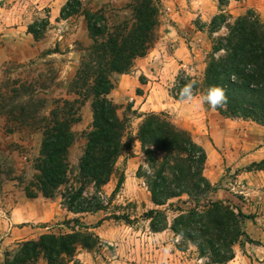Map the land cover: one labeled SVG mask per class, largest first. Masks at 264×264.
Returning a JSON list of instances; mask_svg holds the SVG:
<instances>
[{"label": "trees", "instance_id": "trees-1", "mask_svg": "<svg viewBox=\"0 0 264 264\" xmlns=\"http://www.w3.org/2000/svg\"><path fill=\"white\" fill-rule=\"evenodd\" d=\"M81 10L93 45L70 83L69 95L75 99L57 101L48 116L38 118L37 106L21 107L18 116L24 123L31 119L42 132L40 154L32 165L34 174L29 181L18 180L24 184L26 198L60 197L62 206L76 215L106 211L124 185L122 173L112 196L107 198L103 193L117 172L119 159L135 143L128 119L120 116L121 107L109 96L115 89L114 75L129 74L136 60L154 48L163 14L161 0H132L123 7L109 3L97 10L83 8L82 0H69L61 18L72 17ZM49 24V20L34 22L29 32L41 39ZM222 30L224 34L212 38L203 77L181 72L172 97L181 100V88L193 80L197 95L219 85L226 90L228 102L215 111L226 119L264 126V21L254 9L239 16L220 10L212 19L210 36ZM88 101L93 121L84 134L85 146L74 169L70 161L71 149L77 142L73 127L81 120L79 109ZM138 118L143 119L135 139L144 162L136 176L143 181L154 206L143 215L151 231L162 233L170 227L175 236L196 246L211 264L232 261L237 244L243 251L246 243L259 245L245 228L252 216L229 203L211 199L220 187L205 176L207 153L192 133L164 114L148 113ZM244 171H264V161L253 163ZM170 212L175 214L171 223ZM114 219L130 222L125 215ZM101 224L102 220L96 225ZM65 225L70 232L44 234L39 239L17 243L4 254L1 264H39L41 260L46 264H69L79 251L96 246L98 237L80 219L66 221Z\"/></svg>", "mask_w": 264, "mask_h": 264}, {"label": "crops", "instance_id": "crops-1", "mask_svg": "<svg viewBox=\"0 0 264 264\" xmlns=\"http://www.w3.org/2000/svg\"><path fill=\"white\" fill-rule=\"evenodd\" d=\"M131 0H83L84 8L92 10L100 9L103 5L112 3L117 7H123ZM163 2V0H161ZM235 5H242L236 11H246L248 9L259 10L258 0H233ZM68 0L59 1L50 6V16L48 17V30L41 39H36L29 32V26L38 19L29 20L22 13L17 12V6H7L0 8V105L3 99L12 95L14 92L18 95L17 102L41 103L36 115L39 117L48 116L54 109L56 102L62 99L74 100V95H69L70 83L79 70L82 57L92 47L93 41L88 31L87 20L81 11L67 19L61 18V11ZM60 3V4H59ZM167 2L164 5H168ZM173 6H179L181 11L189 17H199L207 21L210 17L218 14V0H170ZM232 5V3H230ZM169 7V6H168ZM184 7L186 10L184 11ZM235 12V11H234ZM230 10L231 14H235ZM181 20V17H178ZM198 35L207 43L206 33L198 30ZM181 41V40H180ZM210 42L207 43L209 48ZM180 53V50H178ZM181 51V55H183ZM178 56V55H177ZM159 50L154 49L144 58L137 59L134 66V72L131 75H114L116 79L115 89L110 94V98L117 104L126 99L131 101L135 98V90L143 85L141 77L146 78L149 88L152 87V93L159 89L160 83L154 80L166 78L168 68L161 69V62L158 61ZM185 57V56H183ZM179 59H182L179 58ZM184 64H178V70L184 67ZM178 71L174 73L177 75ZM163 74V75H162ZM152 79H154L152 81ZM22 89L28 90L27 94ZM152 96V95H151ZM180 103V101H178ZM148 105H142L145 108ZM84 121L80 126L81 130L86 127L91 128L93 114L91 102L88 101L82 108ZM16 112L6 113L0 110V159L7 160L10 166L13 164H29L39 157L42 145V132L31 123L23 122ZM184 128L192 132L198 142L204 147L207 153V163L205 172L209 171L207 177L213 185L224 182L223 173H218L217 168H221L223 158L221 152L224 148L236 150L235 142L226 139L227 137L240 136L246 158L244 161L251 165L264 161V126L254 122L243 120L226 119L216 111L195 110L185 118ZM89 128V129H90ZM241 129V130H240ZM233 143V142H232ZM4 150H7L4 152ZM26 150V152H22ZM82 154V153H81ZM248 159V162L247 160ZM239 178L246 179L245 182L235 181L234 189L229 191L218 190L211 194L214 201L229 203L235 208L241 210L243 214L250 215L253 219L245 223L246 231L249 236L260 241L261 245L254 246L246 243L245 251L235 250V258L227 264H264V171L246 172ZM241 183H243L241 185ZM47 199L38 197L37 199H28L22 201V207L19 205L12 213L10 225L19 226L24 223L33 222L34 216L24 215V211L40 208L41 203L49 208L50 213L35 220L55 221L59 226H63L66 221L80 219L88 221L95 218L98 213L76 215L68 212L62 203L55 204L46 202ZM27 208H26V207ZM0 220V229H3L7 223ZM8 227V224H7ZM15 227L12 236L15 237ZM90 232L95 229H89ZM160 234V233H158ZM16 239V238H13ZM30 239H38V236H31Z\"/></svg>", "mask_w": 264, "mask_h": 264}, {"label": "rangeland", "instance_id": "rangeland-1", "mask_svg": "<svg viewBox=\"0 0 264 264\" xmlns=\"http://www.w3.org/2000/svg\"><path fill=\"white\" fill-rule=\"evenodd\" d=\"M58 1L62 3V0H0V8L14 5L17 6V12L19 13H22L21 10L26 8L24 9V15L27 16V19H38L39 22H41L43 20H48L51 11L50 6ZM223 1L224 4L227 5L222 6L220 0H218V14L220 10H224L225 12H230L231 10L233 12L235 11L233 16H239L247 11H236L238 8L240 9L242 5H235L233 0ZM167 2H169L168 5H164ZM161 3L163 14L159 29V39L152 50H159L158 61L161 62V69L169 67V70L164 74L166 78L157 76L159 80L152 79V81L154 80L160 83V87L156 92L152 93V87L149 88L146 78L141 77L140 82L146 86H139L136 88L133 101L128 98L118 104L121 107L119 111L120 116L127 118L129 121V132L133 136L135 143L132 150L126 151L119 159L116 167L117 172L110 183L104 187V195L107 196V198L112 196L122 173L125 176V182L121 191L111 199L106 211L99 212L93 219L82 221L89 229H95L92 233L98 237V240L95 242L96 246L94 248L79 251L77 256L70 260L69 264H211L208 257H202L200 255L196 246L186 243L180 236H175L170 227L160 234L153 233L150 229L149 221L143 218V215L147 211L153 209L154 206L151 203L150 194L144 186L143 181L136 176L138 167L144 162L140 144L137 143L135 139L138 126L143 119L138 117L148 113L164 114L174 124L184 128L183 125L186 122V116H189L196 109L185 105L182 100L174 99L171 91L181 72H185L186 75L198 79L203 77L207 56L212 47V38H217V36L225 33V31L222 30L215 34L214 37L210 36L211 22L215 16L204 21L200 16L189 17L183 13L178 15V11H181V8H178L179 6H173L170 0H163ZM230 3H232V5ZM257 4L260 8L255 11L264 21V0H258ZM89 9H93V7ZM185 10L186 7H184V11ZM178 17H181V20H178ZM198 30L207 34V43L210 42L209 48L206 46L207 43L203 41L202 35L196 34ZM178 50H180V53ZM181 51L184 52L183 55H181ZM181 57L182 59H179ZM178 64H184L185 66L178 70ZM176 71H178L176 73L177 75L174 76ZM133 72L134 68L129 74L123 75H131ZM114 80L116 86L117 81L116 79ZM22 92L27 94L28 90L22 89ZM12 93V95H8V97L3 99L0 110L10 114L11 112L19 114L21 107L31 109H34L35 106L42 107L41 103L36 102H29L23 105V103L17 102L18 95L14 92ZM178 101H180V103ZM147 102L148 105L143 108L142 105ZM84 106L79 109L81 120L73 127L77 135V142L70 152V161L74 169H77L78 160L85 146L84 134L88 132L90 128L89 126L86 127V130L80 129L82 121H84V114H82V108ZM129 107L132 108V110H128ZM201 110L207 112L215 111L207 109L205 106ZM29 123L32 124L31 119ZM194 138L196 139V137ZM233 138L235 141H231V144L235 142L236 150L233 149V147L231 150L224 148L221 152L223 162L221 168H217V171L218 173H223V179L225 181L218 184L220 187L219 190L229 191L231 188L234 189L235 181H246V179H242V177L239 178L238 176L246 173L244 170L250 165L244 161L246 156L241 147L243 145L241 137H227L226 139L233 140ZM196 141L198 142L197 139ZM6 151L7 150H4V152ZM22 152L25 153L26 150H22ZM246 160L248 162V159ZM8 163L7 160L0 159V220L8 224V227L6 224L3 229H0V264L6 252L13 250L19 242L32 240L30 239L31 236H38L39 239L44 234L70 232V229L65 223L60 227L59 223L55 221L35 220L38 215L42 217L50 213L49 208H46L45 205L41 203L40 208L29 209L28 211L25 209L24 215L29 217L31 214L35 219H33V222L30 221L19 226L14 225L16 233H14L15 237L12 236L14 227L12 229V227L9 226L12 213L18 205L22 207V201L26 200L23 190L24 184L18 180L23 179L25 182L29 181L34 171L32 166L33 163L31 165L13 164V166H10ZM204 173L205 176H209V171ZM242 184L243 183H241V185ZM46 202L60 205L62 200L58 197L55 200H47ZM173 202L178 204L177 200ZM122 215L128 216L130 222L114 219V216ZM174 217L175 214L170 212V223L173 221ZM100 220H102V224L97 226L96 224ZM3 222L1 223L4 224ZM253 245L258 246L256 244ZM260 245L261 242L259 246ZM235 250H242L239 244L234 247V252ZM244 253H246L245 249ZM39 264H46V262L41 260Z\"/></svg>", "mask_w": 264, "mask_h": 264}, {"label": "clouds", "instance_id": "clouds-1", "mask_svg": "<svg viewBox=\"0 0 264 264\" xmlns=\"http://www.w3.org/2000/svg\"><path fill=\"white\" fill-rule=\"evenodd\" d=\"M196 81L186 83L180 90V97L182 102L194 109H202L207 105L211 110L225 107L228 102L226 90L219 86L213 85L207 88L205 92L197 95L195 92Z\"/></svg>", "mask_w": 264, "mask_h": 264}]
</instances>
